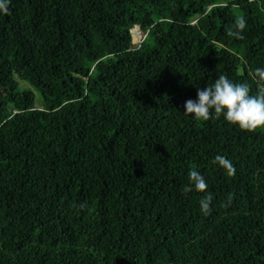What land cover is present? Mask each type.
<instances>
[{"label":"trees","instance_id":"obj_1","mask_svg":"<svg viewBox=\"0 0 264 264\" xmlns=\"http://www.w3.org/2000/svg\"><path fill=\"white\" fill-rule=\"evenodd\" d=\"M262 67L264 0H9L0 264H264V129L182 114L220 75L256 95Z\"/></svg>","mask_w":264,"mask_h":264},{"label":"clouds","instance_id":"obj_2","mask_svg":"<svg viewBox=\"0 0 264 264\" xmlns=\"http://www.w3.org/2000/svg\"><path fill=\"white\" fill-rule=\"evenodd\" d=\"M8 3L9 0H0V14H7ZM244 26L245 21L240 19L234 25L235 30L229 29L227 35L242 38L241 30ZM255 77L260 91L251 95L246 84L234 83L228 77L220 75L210 86L198 88L195 99L184 102L182 114L196 121L222 117L229 125L242 131L264 129V67L255 69ZM214 163L229 175L235 171L231 160L225 156L217 155ZM188 179L186 192H204L208 187L204 176L198 171H190ZM211 199V196H204L199 200V208L205 215L210 212Z\"/></svg>","mask_w":264,"mask_h":264},{"label":"rangeland","instance_id":"obj_3","mask_svg":"<svg viewBox=\"0 0 264 264\" xmlns=\"http://www.w3.org/2000/svg\"><path fill=\"white\" fill-rule=\"evenodd\" d=\"M136 31L139 32V33H138V34H139V37H138V39L136 40L135 37H134V33H132V44H133V45H137V44H139L140 41H141L142 38H143V33H142V31H141L140 29H137ZM135 33H136V32H135ZM39 101H40V97H39V95L37 94V102H39Z\"/></svg>","mask_w":264,"mask_h":264},{"label":"bare ground","instance_id":"obj_4","mask_svg":"<svg viewBox=\"0 0 264 264\" xmlns=\"http://www.w3.org/2000/svg\"><path fill=\"white\" fill-rule=\"evenodd\" d=\"M137 29H139L138 27H136L135 29H134V31H133V33H134V37H135V39L137 40L138 39V37H139V32H137L136 30ZM136 32V33H135Z\"/></svg>","mask_w":264,"mask_h":264},{"label":"water","instance_id":"obj_5","mask_svg":"<svg viewBox=\"0 0 264 264\" xmlns=\"http://www.w3.org/2000/svg\"><path fill=\"white\" fill-rule=\"evenodd\" d=\"M136 27L140 28L139 26H135L134 28H132L131 33H133V31H134V29H135ZM145 35H146V34L143 33V37H144Z\"/></svg>","mask_w":264,"mask_h":264}]
</instances>
